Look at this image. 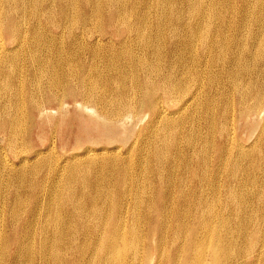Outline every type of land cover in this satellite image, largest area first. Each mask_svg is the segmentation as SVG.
Instances as JSON below:
<instances>
[{
  "label": "bare ground",
  "instance_id": "obj_1",
  "mask_svg": "<svg viewBox=\"0 0 264 264\" xmlns=\"http://www.w3.org/2000/svg\"><path fill=\"white\" fill-rule=\"evenodd\" d=\"M223 1L224 0H0V80H2V78L11 79L14 77L19 81H25L24 77L34 78V81L36 82L35 90L38 91L37 98L32 95L33 92H31L30 96V93L28 92L30 99H28V107L26 106L27 112L25 111V115H21V112L18 110L20 109V100L23 95L22 88L13 89L12 86L9 87L10 85L8 84L4 86L1 82L0 90L3 91V94L0 95L6 98L4 100H0V141H15L19 138V136H22L21 129L19 128L21 126L20 121H23V119H26L25 122L31 121V117L35 112L39 113L40 116L44 113H57V111L66 106V98H72L77 106L85 110L87 109L88 112H90L89 106L97 107L102 114V116L99 114L97 117L105 124H107V120L110 119V122L114 123L116 126H122L124 121L131 116V114H135L137 116L139 114L142 117L148 116L149 122L146 127H151L154 133H156L157 130H161L163 131L162 133H164V145H161L159 148L161 152L158 147L154 150L157 158H163L168 155L164 154L165 146H167L168 143L169 146L179 147L180 151H182L183 146L189 147L188 149L192 151V155L197 156L196 162L198 163L195 162L193 164V168H195L194 171H192V177L194 178H192L194 180V191L190 193L193 195L190 200V204L195 207V210H197H194L196 213L193 218H197L198 220L197 225H194L192 230L190 228V232L187 231L186 233L187 237H184L182 240L183 247L189 248V251L187 256V253L178 251L179 264H227L226 259L228 258L230 251L239 253L238 251L240 249H244V251L249 249L250 252L255 255L259 250L264 248V243L259 242L251 245L250 247L244 245L230 249L225 247L224 244L222 247L220 245L222 242L219 243V240H213L211 242V251L205 250L206 244L210 245L206 236L213 226L214 213L208 206L209 202L203 196L208 191L225 190L223 196L226 197L229 195L231 197L233 185L229 187L208 181L202 182L201 179L203 178L198 176V171L200 169L203 175L207 174L211 170L213 175L221 171L222 173L226 172L228 175H233L234 178L240 174L248 176L246 169H242L241 167L226 169L222 167V165L227 161H233L238 165L241 163V157L245 158L243 156L244 146L241 145L243 140L240 135L234 132L240 127L239 121H242L244 124H248L247 122L250 121L249 125L252 126L256 125V121H258L261 122L260 127H264V97H262L257 91L252 95V97H249L251 102L246 103L245 99L247 100L248 96L243 94L244 92H241L237 105L236 101H231L229 104L230 109L225 108L220 114L222 120H225L229 115L231 126L233 127L230 130L232 132H228L225 129L224 124L223 126L221 125V129L218 131V142L214 143L212 148H210V151L212 150V152L207 157L206 155H208V153H206L205 145H201L198 148V146L195 145L196 143H194L195 138H197L200 133L199 132L197 134L198 130L200 131L205 129L206 134H210V131L215 129L213 120L214 114L212 113L214 112V106L216 105V101L213 100L215 97L214 95L220 93L222 96V92L225 90L223 89L225 81L223 80L222 83L220 80L224 76H227L230 84L232 83L230 86L231 88L233 85L237 84L233 83V75L235 73L240 75V72H243V68L241 67L238 69L237 66H240L239 63L242 62L240 60H242L245 55L246 57L249 56L247 59L251 62L250 65L254 64L255 66L256 63H260L259 61L261 60V57H264V55L261 54L262 51L260 50L261 48H264V0H239V5L237 7H234L235 4L232 6L230 5V7L229 4L231 1L225 0L226 7L230 12L227 9L226 10L232 14L230 15L233 19L232 24H227L229 13L225 11L228 13L225 14L221 11L222 6L224 5ZM45 3L46 5L42 6ZM208 5L210 8H208ZM126 6L131 8V14H127L125 12L127 10ZM229 7L231 9H229ZM137 10L138 13L136 12ZM251 11L252 13H250ZM215 12L219 14L217 19L220 23H217L216 21V24H213L212 17L215 15ZM248 19L252 20L256 26H254L256 30L254 29L252 34L251 43H253L257 49L251 51V48L247 45L244 50V42H242L239 43L238 46L236 45L238 49L237 51H232V53L238 56V58H234V60L233 58H230V60H228V64H233L232 66H228L227 61L224 62L222 60L224 57L222 58L221 54L218 56V60L221 59V62L216 60L213 62L214 48H219L221 53L224 51V48L233 47L234 43H236L235 37L236 34H238V30L241 27L246 28ZM226 25L230 29L232 28V31L230 30L231 36L229 41L232 42L230 46L229 41L225 45L224 41L222 42L221 40H217L216 36L215 38L212 36L215 33H218L219 35ZM247 27L249 28V26ZM260 65L264 66V61H261ZM233 66L236 67V70H233ZM247 68V73H245L244 76L250 75L251 73V70ZM58 72H60V74H58ZM257 75L264 78L263 71H259ZM42 77L50 78L48 86H43L39 83ZM42 81L41 83H43ZM220 88L223 89V91L220 90ZM258 90H260V88ZM53 105L56 106L55 112L52 110ZM203 105L205 107L207 106L209 111L206 113L207 115L205 120H202V124H200L199 121L196 123L193 120L201 118L200 110ZM11 106L13 108L12 111L10 110ZM21 106L23 105L21 104ZM173 108L175 110H173ZM173 115L178 117L174 118ZM142 117H140V119ZM185 118L188 120V123L190 122L192 125L191 131H193V140L182 135V131L184 130H180V132L177 131V129L181 127V121ZM172 123L177 125L176 132L173 135L167 136L165 132L171 129ZM196 125L198 127H196ZM181 128H183V126ZM25 131V134L28 135L27 129ZM191 131L189 132L191 133ZM179 133H181L180 136ZM175 134H177L176 138ZM23 142L26 143V141ZM20 143H22V141H20ZM153 143L155 142L153 141ZM209 143L212 144L211 142ZM26 149L29 150V148ZM234 150H236L235 154H233ZM91 151L92 149L90 148H86L85 150L86 153ZM18 153L14 152L13 157H19L18 160L20 162V167H17L14 163H11L10 166H8L6 155L2 153L0 147V191L4 188L7 190L9 189V191H13L11 192L9 198L4 197L5 199L0 201V256H3L4 254L6 260V262H2L0 257V264H19L20 261L21 264H33L34 260H37L38 264H51L49 260H51L53 264H60V261L63 262V264H81L77 261V259H79L82 264H134V262L129 263V260L137 258V253L139 255L141 254L135 247L134 242L128 246H124L125 240L121 239L118 235L126 234L132 239V241H135L138 237L137 229L134 225L125 229V226L128 223V221L126 223L125 219L127 215L124 214V212L121 213L120 210L118 215L113 213L112 215H108V217L105 216L107 220L103 217L104 221H100L102 218V210L99 206L101 204L97 206L94 203L89 212L84 209L83 212H78L75 211L74 208L77 206V208L80 209L81 205H79L78 202L75 204L71 200L70 196L65 197L66 202H64L70 204V210L67 209L65 212V214L70 215L66 220V222L69 223L67 227L76 228L78 227L76 224L80 223L81 230L82 227L84 229L81 232L79 239L75 238L71 232L69 235L57 232L58 228L55 230L56 225L53 226V232L55 233L52 237L48 236L46 231V229H48L46 226L48 221L46 219L44 222V230H41L40 233L38 231L37 234L35 229L32 227L37 223L35 220L37 211L33 213V210L36 208L30 209L31 212L28 214L30 217L28 216L26 218V222L24 221L25 223H17V221H15V217H13V215L20 213V211L17 212L15 210L17 208L15 207L16 203L19 202L16 195L17 191L23 187L21 182L25 181V178L20 177L22 171L20 169L25 168L23 165L28 158L26 156L27 153H25L26 155L20 153L21 155L19 156ZM199 153L203 156V158H207L203 159V164H201ZM37 154L38 152H34L32 157H36ZM118 160L115 156L111 159L109 157V162L107 160L100 163H94L91 161V164L88 162L86 165L82 166H74L73 164V166L69 168V171L72 173L78 172V174L82 172V174L86 175L91 171L93 166L100 165L102 168V166L105 167V164L108 163L110 165V170L114 172H126V165L124 166L122 162L119 163ZM41 165L42 164H40L39 167ZM150 165L151 164H149V167ZM5 168H7L6 176L4 174ZM64 168L60 165L54 170V173L57 175V173L64 170ZM32 173L33 172H30V176ZM181 173L183 172L181 171ZM126 175L129 174L126 173ZM70 176L72 177V175ZM128 177L129 176H127V178ZM46 178L47 177L44 179ZM35 179L37 178L35 177ZM72 179L73 178L66 179L65 184L73 187L76 183L72 185ZM97 181L98 180L94 181L93 187H95L96 191L99 192L100 184ZM59 183L61 185V182ZM125 183L121 182V184H117V182H114V184H112L114 186L117 185L118 189L121 191V189H123L122 186L124 187ZM178 185L179 184H177V188ZM144 186L146 185L144 184ZM39 187H41V184ZM22 193H24L23 190ZM120 193H122V191ZM260 194L259 198L263 201L264 192H261ZM104 195L105 194H103V196ZM197 195H200V197L198 198ZM12 196L14 201L11 200ZM18 196L19 198L21 197L20 195ZM181 200L182 199H180V201ZM20 201H22V199H20ZM164 201L165 200H163L162 203ZM38 202L39 201L36 200L35 204ZM129 206L131 205L129 204ZM224 206H226L227 209H231L233 206L232 200L229 198L226 199ZM5 208L8 209L10 213H13L12 217L10 216V221L5 220ZM50 208L51 202H47L46 205L42 207L44 211L43 213H45L44 216ZM179 208H177L174 213V217H176L178 221L179 217H189L186 211L180 212L182 209L180 210ZM18 210H20V208H18ZM187 211L189 212V210ZM107 213L105 215H107ZM150 213L149 218H152L154 214L152 211ZM84 218H94L98 220V223L92 228H87V225L85 224L86 219ZM42 223L43 219L41 225ZM170 223H167L168 227H170ZM176 224L174 225V239L178 238L176 230L180 228V226H176ZM172 226L173 225H171V228ZM137 227L139 226L137 225ZM64 228L66 229V227ZM200 229L204 231V234L202 236L200 235L201 237L198 235V230ZM165 233H167V225ZM28 234L30 235L29 237H27ZM31 236L35 239H31ZM162 241H165L163 237L156 241V245L159 244L158 246H155V251L159 252V260L156 264H162L161 260L165 256V251H163L164 248L160 247ZM145 248L144 250L142 249V254L148 253L151 249V245H146ZM61 250L63 251L61 252ZM250 252L248 254H250ZM173 254H175V252ZM70 256L75 260V263H71L69 258ZM261 260L262 259L260 257H257L256 261L257 263H260Z\"/></svg>",
  "mask_w": 264,
  "mask_h": 264
},
{
  "label": "rangeland",
  "instance_id": "obj_2",
  "mask_svg": "<svg viewBox=\"0 0 264 264\" xmlns=\"http://www.w3.org/2000/svg\"><path fill=\"white\" fill-rule=\"evenodd\" d=\"M171 1H174V0H171ZM230 1H231V3L229 4V6L230 5L232 6L233 4H235L234 7H237L239 5V0H234V1L230 0ZM223 3H224V5H223ZM223 3H222V5L225 7L222 6L221 11L225 14H228L230 11L226 7V1L224 0ZM44 5H46V3L43 4L42 6H44ZM205 5H206V1H205ZM126 7H127V10L125 12L127 14H131L130 13L131 8L129 6H126ZM230 7H229V9H231ZM208 8H210L209 5H208ZM217 9H218V7H217ZM225 11L228 13H226ZM136 12L138 13V10ZM250 13H252V11ZM214 14H215L214 16L212 15L214 17V18L212 17L213 24H216V21H217V23H220V21L217 19L218 18L217 16H219V14L217 12H215ZM230 15H232V14L229 13L228 19H227V21H228L227 24H232V22H233V19L230 17ZM246 24H247V26H249V28L246 26V28L241 27L238 30V34H236V37H235L236 43H234L233 47L224 48V51H222L221 53H220L221 50L219 48L218 49L214 48L213 62H215V60L218 62H221L220 61L221 59L218 60V56L220 54L222 55V58L224 57L222 60L224 62L227 61V64H228V60H230V58L231 59L233 58V60H234V58L237 59L238 56L233 54L232 51L233 50L237 51L238 50L237 46L239 45V43H242V42H244V50L246 49L247 45L249 48H251V51L254 49H257V47L253 43H251L252 42V39H251L252 34L254 32V29L256 30V28H255L256 26L253 23V21L249 20V19H248ZM230 30L232 31V28L230 29L226 25V27L223 29L222 32L219 33V35H218V33H215L217 35L213 34L212 32L211 33L213 34L212 35L213 38H215V36H216L217 40H221L222 42L224 41V43L226 45L228 43V41L230 40V36H231ZM241 32H242V34H241ZM246 39H247V41H246ZM229 43H230L229 44V46H230L232 44V42L229 41ZM260 50L262 51L261 54L264 55V53H263L264 48H261ZM223 53H224V55H223ZM227 54H228V56H227ZM244 55H245V53H244ZM247 57H249V56H247ZM247 57L245 55L243 57V59L240 60V61H242L239 63L240 66H237L238 69L242 67L244 69V70L242 69L243 72L242 73L240 72V75H238L237 73H235L233 75L234 76L233 83H235V84L237 83L236 85H233L234 87L232 86L230 88L232 83L230 84L227 76H224L220 80L221 82L223 80L225 81V85L223 86V89H225V90L228 89V90L223 91V89L220 88V90L223 91L222 96L220 93H217L216 95H214L215 97L213 100L216 101V105L214 106V110H213L214 112H212V113L214 114L213 120H214L215 129L210 131V134H206L205 129L200 130V131L198 130V132H197V134L199 132L200 133L197 136V138H195L194 143H196L195 145H197L198 148L201 145H205L206 153H208V155H206V157L209 156V154L212 152V150L210 151V148H212L214 143L218 142V134H219L218 131H219V129H221V125L223 126V124H224L225 129L228 132H232L230 130L233 127L231 126L229 115L227 116V118L225 120H222L220 117L222 110L225 108L230 109L229 104L231 103V101H233V102L236 101V105H237V101L239 100V97L241 96L240 95L241 92H244L243 94H246L248 96L247 100L245 99L246 103L251 102L249 97H252V95L257 91L261 94L262 97H264V89H263L264 88V78H262L260 75H257V73L259 71H263V75H264V66L260 65L261 61H264V57L263 58L261 57V60L259 61L260 63H256V66L254 64L250 65L251 62L247 59ZM240 58H242V57H240ZM245 61H247V62H245ZM232 65L228 64V66H232ZM248 65H249V67H248ZM232 68H233V70H236L235 66H233ZM246 68L250 69L251 71L250 70L249 71L251 73L249 72L250 75L244 76V74L247 73ZM58 74H60V72H58ZM241 76H243V77H241ZM13 78L14 77H12L11 79L10 78L9 79L8 78H4V79L2 78V80H0V87H1V82H2V84L4 86H6V84H8V85H10L9 87L12 86L13 89L22 88V91H23L22 99L23 100L22 99L20 100L21 101L20 102V109L18 111L21 112V115H23V114L25 115V113L27 112V107L29 105L28 99H30L29 96L31 95V92H33L32 95H34L35 98L38 97V95H37L38 91L35 90L36 82L34 81V78H30V77H26V78L24 77V80L26 82L25 81H19L17 78H14V79ZM262 80H263V82H262ZM41 81L43 83H41ZM41 81L39 82L40 84H42L43 86L44 85L48 86L50 78L49 77H42ZM239 81H240V83H239ZM253 82H255V83H253ZM11 83L14 85H12ZM15 85H16V87H15ZM47 86H45V87H47ZM257 88L258 89L260 88V90H258ZM243 89H244V91H243ZM2 92L3 91H1L0 94H3ZM28 92L30 93L29 96H28ZM26 93H27V95H26ZM0 97H1L0 100H2V99L4 100L6 98V97H3L2 95H0ZM223 99H225V100H223ZM21 104L23 106H21ZM225 104H226V106H225ZM24 107L26 108V110ZM55 108H56V106L53 105L52 106L53 112L56 111ZM10 110L11 111L13 110L12 106L10 107ZM173 110H175V109L173 108ZM89 111L90 112H88L87 109L85 110V109L77 106L74 103L72 98H66V106L63 109L57 111V113H44V114H41L42 116H40L39 113L35 112L33 114V116L31 117V121L25 122L26 119H23L24 122L20 121L21 126L19 128L21 129V133H22L21 135L22 136H19V138L16 139L17 142H16V140L11 141V142L8 140L0 141L1 151H2V153H4L6 155L8 166H10L11 163H14L17 167L18 166L20 167V165H19L20 162L18 160L19 157L18 158L13 157L14 152L15 153L19 152L18 156L21 154L26 155L25 153H27L26 156L28 157L27 161H25V163L26 162L27 163L26 164L24 163V165H23V167H25V168L20 169V170H22L20 177L25 178V181L21 182L23 187H22V189L20 188L17 191V195H16L19 202L16 203L15 207H17V208L15 210L17 212L20 211V213L13 215L12 212L10 213V211L5 208V210H6L5 211V216H6L5 220L10 221V216L12 217V215H13V217H15V221H17V223H21V224L25 223L26 218L28 216L30 217V215H28L31 212L30 209L36 208L33 210V213L37 211L36 217H35V220L37 223L34 224V226H32V227L35 229L37 234H38V231L40 233L41 230H44V228H45L44 222L46 219L48 221V224H46V226L49 229V230L46 229L48 236L52 237V235L55 233V232H53V230H54L53 226L56 225L55 230L58 228L57 232H61V233L68 234V235L71 232L75 238L79 239L81 236V232L84 230L83 227L81 230V224L75 223L76 226H78V227H76L77 229L67 227V225L69 223L66 222V220H67L68 216H70V215L65 214V212L67 209L70 210V204L65 203L66 202L65 197L70 196L71 200L75 204L78 202L79 205H81L80 209L77 208V206L75 207L76 209L74 208V210L78 211V212L79 211L83 212L84 210L85 211L88 210V212H89L92 209L91 206H93L94 203L97 206H99L101 204L99 206V207H101V210H102L101 211V213H102L101 217L102 218L100 221H104L103 217L104 218H105V216L108 217V215H110V214L112 215L113 213H115L116 215H118L119 210L121 213L124 212V214L127 215L125 219H126V223H127V221H128V223L126 224L125 229L131 225H134L137 229L138 237L135 239V241H132V239L129 238L126 234L125 235H118V236L121 239L125 240L124 246H128L134 242L135 247L137 248L138 252L141 254V255H139L137 253V258L130 259L129 263L134 262V264H139V263L140 264H156L157 261L159 260V252L155 251V246L159 245V244L156 245V241L160 240V238L163 237V239L165 241H162V244L160 247L164 248L163 251H165V256L161 260L162 264H179V259H178L179 252H185V253H187L186 254V256H187L188 251H189V248L183 247L182 240L184 239V237L185 238L187 237V235H186L187 231L190 232V228L192 230V227H194V225H197V220H198L197 218H193L194 214L196 213L195 211H197V210H195V207L190 204V200L193 197V195L190 193L192 191H194L193 190L194 189V185H193V183H194L193 179L194 178L192 177V171H194L195 168H193V166H194L193 164L196 162L197 156L192 155V151H190V149H188L189 147L183 146L182 151H180L179 147L169 146V143H168L167 146H165V152H164V154H168V155H166V157L164 156L163 157L164 159L163 158H157L154 150L156 147H158V149H159L161 145H164L163 144L164 133H162L163 131H161V130H157V132L154 133V131L152 130L151 127H146V125L149 122L148 116L142 117L139 114H138V116L135 114L134 115L131 114V116H129L124 121L122 126H120V125L116 126L114 123L110 122V119L107 120V124L103 123L97 117V115H99V114L102 116V114L100 113V111L97 107L89 106ZM208 111H209L208 107L207 106L205 107L203 105V107L200 110V113H201L200 117L201 118H199V119L196 118L193 121H195L196 123H197V121H199L200 124H202V122L205 120V117L207 115L206 113ZM185 113H184V115H185ZM187 114H189V113H187ZM135 117H136V119H135ZM140 117H142V118L140 119ZM173 117L177 118L178 116L173 115ZM211 117H212V115H211ZM127 120H128V122H127ZM183 121H184V123H183ZM130 122H131V124H130ZM249 122H247L248 124H244L242 121L241 122L239 121V123H240L239 128L240 129L238 128L236 131H234L238 135H240V137L243 140L241 145L244 146L243 156L245 158L241 157V163L238 165L236 163H234L233 161H227L222 165V167H224L226 169L227 168L231 169L233 167H235V168L241 167L242 169H246L248 176L240 174L234 178L233 175H228L226 172L222 173L221 171H219L213 175V172L211 170L207 174L203 175L200 169L198 171V176H200V178H203V179H201L202 182L208 181V182H212V183H216V184L224 185V186H229V187H231V185H233V189L231 190L232 191L231 197L229 195H227L226 197L223 196V193L225 192V190L208 191L203 196L209 202L208 206L214 213L213 226L211 227L208 235L206 236L207 240L210 242V245L206 244L205 250L211 251V242L213 240L214 241L219 240V243L222 242L220 244L222 247L224 244L225 247H228L230 249H233L234 247H241L244 245H246L247 247H250L251 245L259 243V242L264 243V202H263L264 199H263V201H261L262 199L259 198L261 196L260 193L264 192V127H262V126L260 127L261 122L256 121L257 124L254 126L249 125L250 124ZM180 125H181V127L183 126V128L179 127ZM180 125L178 126L179 128L177 129V131L180 132V130L181 131L184 130V131H182V135L185 137H189L193 140L194 136L192 134L193 131H191L192 130L191 123L190 122L188 123V120L185 118L184 120L181 121ZM148 126H150V125H148ZM176 126L177 125L172 123L171 129H169L168 131L165 132L166 135L167 136L173 135L176 132ZM196 127H198V126L196 125ZM200 128H201V126H200ZM24 129L25 130L27 129L28 135L25 134L26 131ZM189 131H191V133ZM150 134H151V136H150ZM180 135H181V133H179V136ZM152 136H154V137H152ZM176 137H177V134H175V138ZM143 139H144V141H143ZM19 140L22 141V143H20ZM151 140H153L155 143H153V141H151ZM23 141H26V143ZM145 141H148V142H145ZM157 141H158V143H157ZM139 142L142 144H140ZM209 142H211L212 144H210ZM252 145H254V146H252ZM16 148H17V150H16ZM26 148H29V150ZM86 148H90V149H92V151L89 153H86L85 152ZM18 150H20V151H18ZM102 150L105 152H103ZM150 150H151V153H150ZM159 151L161 152L160 149H159ZM235 151L236 150H234L233 154H235ZM34 152H38L36 157H34V156L32 157ZM46 152H48V153H46ZM137 153H139V154H137ZM93 154H95V155L97 154L96 157ZM261 154H263V155H261ZM38 155L39 156L41 155L42 158L40 156V158H41L40 159ZM117 155H118V157H117ZM137 155H139V156H137ZM103 156H105V157H103ZM115 156H116L117 160L121 158L120 160H118L119 163L122 162V164L124 166L126 165L125 166L126 172L125 171L124 172H120V171L114 172V171L110 170V168H109L110 165L108 163L105 164V167L102 166V168L100 167V165L93 166L94 169L91 168V171L88 172L86 175L82 174V172H80L78 174V172L72 173L69 171V168H71V166H73V164H74V166H82V165H86L88 162L90 163L91 161L94 163H100V162L105 161V160L108 161L109 157L111 159ZM129 157L131 160L129 159ZM199 157L201 160V164H203L204 158L207 159L206 157L203 158V156H201L200 153H199ZM33 158H35V159H33ZM75 159H77V160H75ZM87 159H89L90 161ZM54 160L56 163L54 162ZM212 160H214V159H212ZM80 161H81V163H80ZM39 162H41V163H39ZM124 162H126V163H124ZM165 162H167V163H165ZM204 162H205V160H204ZM31 163H32V165H31ZM128 163L130 166L128 165ZM196 163H198V162H196ZM34 164H37V165H34ZM40 164H42V165L39 167ZM59 164L62 165L63 168L64 167L65 168H64V170H61L60 172H58L56 175L54 173V170L57 169L58 166H60ZM135 164H136V166H135ZM145 164H147V165H145ZM149 164H151L150 165L151 168L149 167ZM45 165H47V166H45ZM140 165H141V167H140ZM161 168L166 169V170H163ZM29 169H30V171H29ZM5 170H4V174L6 176L7 168H5ZM185 170H187V171H185ZM38 171H40V172H38ZM181 171L183 173H181ZM30 172H33L31 174V176H30ZM37 172L39 173V175ZM41 172H42V174H41ZM170 172H172V173H170ZM176 172H177V174H176ZM126 173L129 175H126ZM58 174H60V175H58ZM70 175H72V177ZM179 175H180V177H179ZM183 175L184 176L187 175V176H185V178H184ZM5 176H4V179H5ZM127 176H129V177L127 178ZM152 176H153V178H152ZM203 176H205V177H203ZM35 177L37 179H35ZM45 177H47V178L44 179ZM49 178H52V179H49ZM71 178H73L72 179L73 180L72 185L76 183L75 185H73V187L72 186L70 187L67 184H65L66 179H71ZM60 179H61V181H60ZM128 179H129V181H128ZM95 180H98L97 182H99V184H100L99 192H97L96 188L93 187ZM181 180H182V182H181ZM184 180L186 181V183ZM59 182H61L62 186L60 185ZM114 182H117V184H121V182H124V183L126 182L124 187L122 186V188H123V189H121L122 193H120L121 191H120V189H118L117 185H115V186L113 185ZM142 182H143V184H142ZM152 182L154 185L152 184ZM40 184H41V187H43L45 190L43 188L39 187ZM144 184L146 186H144ZM177 184H179L178 188H177ZM32 185H33V188H32ZM89 185H91V186H89ZM131 186H133V187H131ZM110 187H111V189H110ZM54 188L58 189V190H55ZM126 189L128 192L126 191ZM22 190L24 193H22ZM31 190H32V192H31ZM148 190H150V191H148ZM64 191H65V193H64ZM11 192H13V191H9V189L7 190L5 188L2 189L0 191V201L4 200L7 197L9 198ZM33 192H34V194H33ZM53 192L55 193V195ZM87 194H88V197H87ZM103 194H105V195L103 196ZM123 194H124V197H123ZM125 194H126V196H125ZM183 194H185V195H183ZM259 194H260V196H259ZM18 195H20L21 197L19 198ZM107 195H108V198H107ZM110 196H111V198H110ZM183 197H184V199H183ZM197 197L199 198L200 195H197ZM28 198H29V200H28ZM228 198L231 199L233 202V206L231 209H227L226 206H224V202ZM20 199H22V201H20ZM180 199H182V200L180 201ZM11 200L14 201L13 196H12ZM36 200L39 201L37 204H35ZM163 200H165V201L162 203ZM177 200H178V202H177ZM186 201H188V202H186ZM22 202H24V203H22ZM47 202L48 203L51 202V208L47 212V214H46L47 216L46 215L44 216L45 213H43L44 211H43L42 207L44 205H46ZM83 202H85V203H83ZM25 203H26V205H25ZM108 203H110V204H108ZM121 203H123V204H121ZM120 204H121V207H120ZM129 204L131 206H129ZM59 206H60V209H59ZM179 206H180V208H179ZM18 208H20V210H18ZM177 208H179L180 210L182 209L180 212L186 211L187 214L189 215V217H187V218H185L184 216L179 217V221H178L176 219V217H174V213L177 210ZM187 208H189V209H187ZM187 210H189V212ZM151 211L153 212L154 215L152 216V218H149ZM23 212H24V214H23ZM106 213H107V215H105ZM145 216H146V218H145ZM91 217H92V215H91ZM133 217H135L136 219ZM47 218H49V219H47ZM191 218H193V219H191ZM42 219H43V223L41 225ZM84 219H86L85 224L87 225L86 226L87 228H92L94 225H96L98 223V220H96L94 218H89L91 220H89L88 218H84ZM105 219L107 220V218H105ZM133 219H134V221H133ZM59 221H60V223H59ZM146 221H148V222H146ZM167 221L169 223L171 222L170 227H168ZM176 222H177V224H176ZM175 224H176V226L177 225L180 226V228H179L180 230L176 227L178 229V230H176V233L178 235L177 239H174V229H175L174 225ZM137 225L140 228L137 227ZM166 225H167V233H165L166 232ZM171 225H173L172 228H171ZM64 227H66V229ZM68 229H70V230H68ZM68 231H69V233H68ZM168 233H169V235H168ZM203 234H204V231L202 229L198 230L199 236L200 235L202 236ZM29 236L30 235L28 234L27 237H29ZM31 239H35V238H33L31 236ZM158 243H159V241H158ZM146 245L147 246L151 245V249L148 251V253L142 254V249L144 250ZM62 251L63 250H61V252ZM174 252H175V254H173ZM238 252L239 253H237L235 251H230V253L228 254V258L226 259V263L227 264H264V248L259 250L255 255L253 253H251L249 249H247L246 251H244V249H240ZM249 252H250V254H248ZM186 256H184V257H186ZM0 257H1L2 262H4V261L6 262L4 254H3V256H0ZM254 257H255V260H254ZM257 257H260L262 259L260 263H257V261H256ZM69 258H70L71 263H75V260L71 256ZM34 261H33V264H38L37 260L35 262ZM77 261H79L82 264V262L79 259H77ZM20 262H19V264H21ZM49 262L51 264H53L51 260H49ZM60 264H63V262L60 261Z\"/></svg>",
  "mask_w": 264,
  "mask_h": 264
}]
</instances>
